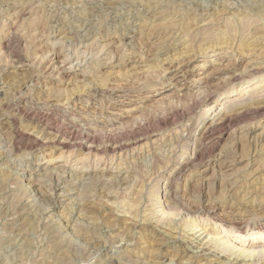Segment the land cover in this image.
<instances>
[{
    "label": "rangeland",
    "instance_id": "1",
    "mask_svg": "<svg viewBox=\"0 0 264 264\" xmlns=\"http://www.w3.org/2000/svg\"><path fill=\"white\" fill-rule=\"evenodd\" d=\"M263 35L264 0H0V264H264L239 241L264 240V114L237 115L264 96Z\"/></svg>",
    "mask_w": 264,
    "mask_h": 264
},
{
    "label": "bare ground",
    "instance_id": "2",
    "mask_svg": "<svg viewBox=\"0 0 264 264\" xmlns=\"http://www.w3.org/2000/svg\"><path fill=\"white\" fill-rule=\"evenodd\" d=\"M134 1V0H133ZM113 4V3H112ZM23 5V4H22ZM194 5V4H193ZM251 7V6H250ZM253 7V6H252ZM155 9V8H154ZM153 9V10H154ZM19 10V9H18ZM150 10V9H149ZM161 10V9H160ZM148 11V10H147ZM155 11V10H154ZM152 13V12H151ZM192 13V12H191ZM148 14V13H147ZM154 15V14H153ZM243 17H245V16H243ZM258 17V16H257ZM245 19H246V17H245ZM174 22V21H173ZM187 26V25H186ZM191 26V25H190ZM197 26V25H196ZM152 27V26H151ZM150 31V30H149ZM189 31V30H188ZM186 33V32H185ZM206 36V35H205ZM208 36V35H207ZM264 36V35H263ZM177 37V36H176ZM161 40V39H160ZM263 40V39H262ZM17 53V52H16ZM53 53V52H52ZM56 55V54H55ZM14 59V58H13ZM17 63V62H16ZM27 63V62H26ZM22 64V63H21ZM25 64V63H24ZM22 66V65H21ZM262 66V65H261ZM15 69V68H14ZM18 69V68H17ZM22 69H24V68H22ZM8 70V69H7ZM260 71V70H259ZM14 74V73H13ZM24 75V74H23ZM21 76V75H20ZM23 81V80H22ZM19 83V82H18ZM19 85V84H18ZM2 90V89H1ZM5 90V89H4ZM10 90V89H9ZM15 90V89H14ZM17 90V89H16ZM20 91V90H19ZM2 92H4V91H2ZM16 92V91H15ZM15 92H13V93H15ZM5 93V92H4ZM20 94V93H19ZM3 95V94H2ZM254 95V94H253ZM258 97V96H257ZM14 98V97H13ZM247 99V98H246ZM16 100V99H15ZM40 100V99H39ZM250 100V99H249ZM4 100H2V102H3ZM1 102V101H0ZM6 102V101H5ZM4 104V103H3ZM8 105V104H7ZM10 105V104H9ZM246 106H244V107H242V109L241 110H239L238 112H237V115H242V114H246L248 111H250V110H252V111H254L255 113H257V114H264V96L263 97H261V98H258V99H255V100H253L252 102H246V104H245ZM213 106V105H212ZM249 106V107H248ZM1 107V106H0ZM196 107V106H195ZM248 107V108H247ZM53 108V107H52ZM51 110V109H50ZM45 111V110H44ZM25 112V111H24ZM204 114V113H203ZM173 115V114H172ZM20 116V115H19ZM243 116V115H242ZM1 117V116H0ZM3 117V116H2ZM30 117V116H29ZM47 117V116H46ZM67 118V117H66ZM237 118V117H236ZM67 119H69V118H67ZM48 120H53V121H55L56 119L55 118H50V119H48ZM233 119H232V117L231 116H222L221 117V120H220V122L219 123H221L220 124V126L221 125H223V123H225V122H230V121H232ZM45 121V120H44ZM47 121V120H46ZM64 121V120H63ZM67 121V120H66ZM56 122V121H55ZM54 122V123H55ZM204 122V121H203ZM1 123V122H0ZM44 123H46V122H44ZM52 123V122H51ZM50 123V124H51ZM205 123H206V121H205ZM1 124H3V123H1ZM65 125H64V127L63 128H57V130H55L56 132L54 133L53 131H52V129H51V131H49L48 133H51L52 135L53 134H55L56 136H54V137H56L55 138V140H53L54 142H58V144H60V145H70V144H72V142H73V140L74 139H76V137H77V134H78V132L80 131L81 132V130H79V123L78 122H76L75 120H68V122H66V123H64ZM217 124V123H216ZM215 124V122H213L212 124H210V125H207V124H205V127H206V132L207 133H209V132H212L213 131V129H214V127H213V125H216ZM232 124V123H231ZM52 125V124H51ZM81 126V125H80ZM83 127H84V125H82ZM6 127V126H5ZM204 127V126H203ZM257 127V126H256ZM263 127V126H262ZM253 129H256L255 127H251V130H253ZM11 130V129H10ZM36 130V133H32L30 130H18L17 128L16 129H14L13 131H12V135H11V140H12V144H13V150H14V148H16V149H20L21 147H25L26 149H28V152L29 153H31L32 151L33 152H36V151H38V150H40V149H42L43 148V146H44V144H45V142H44V138H45V136L44 135H46V132H45V130L44 129H39V128H37V129H35ZM215 130V129H214ZM263 130V129H262ZM4 131V130H3ZM84 132H82V133H84V135L83 136H81V137H83V140L82 141H80V143L78 144V147L80 146L81 148H87V147H90V145L91 144H89V142H91V141H94L93 139H94V137L90 134V132L88 131V130H83ZM81 133V134H82ZM24 135H26V139H24V142H22V140L20 141L19 139L22 137V136H24ZM52 135H49V136H52ZM210 135V134H209ZM208 135V136H209ZM263 136H261L260 138H263L264 139V134H262ZM3 136H4V134H3ZM1 137V136H0ZM48 137V136H47ZM51 138V137H50ZM59 138V139H58ZM93 143V142H92ZM186 143V142H185ZM245 144V143H244ZM251 145V144H250ZM91 146H93V145H91ZM71 147V146H70ZM113 147H115V146H113ZM251 147H252V145H251ZM91 148V147H90ZM246 148H248V146L246 147ZM237 149V148H236ZM17 151V150H16ZM9 152V151H8ZM7 152V153H8ZM16 155V154H15ZM201 155L202 154H200L199 152L198 153H196V155L195 156H193V157H190V158H188V159H185L186 161L184 162V167H189V166H194V165H197V163H198V159L199 158H201ZM17 157V156H16ZM184 157V156H183ZM236 158V157H235ZM237 159V158H236ZM180 161V160H179ZM226 161V160H225ZM237 162V160H232L231 162H228L227 161V164L225 163V167L224 168H229V167H231V166H233L234 165V163H236ZM263 162V161H262ZM223 163V164H224ZM34 164V163H33ZM237 164V163H236ZM55 165V164H54ZM58 165V164H57ZM183 165V164H182ZM23 166V165H22ZM25 166V165H24ZM28 166V165H27ZM32 166V165H31ZM38 166V165H37ZM37 166H36V168H37ZM175 166V165H174ZM220 166V165H219ZM54 169H55V167H53ZM61 168V167H60ZM66 168V167H65ZM223 168V167H222ZM52 169V168H51ZM54 169L52 170V171H54ZM59 169V168H58ZM185 169V168H184ZM227 169H226V171H227ZM43 170V169H42ZM56 170V169H55ZM224 171H225V169H224ZM59 172V171H58ZM230 172V171H229ZM65 173V172H64ZM78 176V175H77ZM237 176V175H236ZM255 176V175H254ZM217 177V176H216ZM59 181V180H58ZM97 183V182H96ZM208 184V183H207ZM201 185V184H200ZM206 185V184H205ZM210 185V184H209ZM208 185V186H209ZM93 186V185H92ZM204 186V185H203ZM212 186V185H211ZM242 187V185L241 184H239L238 182H233L232 183V188H231V191L232 192H238L239 191V189ZM246 187V186H245ZM86 189V188H85ZM204 189V188H203ZM91 190V189H90ZM201 190V189H200ZM199 190V191H200ZM80 191V190H79ZM202 191V196H200L201 197V209L200 210H196V212H200L201 211V213H204V212H209V215H212L213 216V214L215 215V212L214 211H211L209 208H210V206H208L209 208H207V206H206V203H205V197H206V195H208L207 194V191H206V188H205V190H201ZM200 191V192H201ZM209 191V190H208ZM40 192V191H39ZM48 193V192H47ZM65 193V192H64ZM246 194L249 196L248 198H251L250 199V203H253V205H254V203H256L258 200H260L261 201V197H263L264 198V182L259 186V187H252L251 189H248L247 191H246ZM78 195V194H77ZM233 197H234V195H232ZM192 197V196H191ZM199 197V196H198ZM213 197V196H212ZM160 198V197H159ZM243 198V197H242ZM261 198V199H260ZM191 199V198H190ZM209 199V198H208ZM247 199V198H246ZM198 200V199H197ZM200 200V199H199ZM210 200V199H209ZM195 201V200H194ZM208 201V200H207ZM191 202V201H190ZM209 202V201H208ZM207 202V203H208ZM210 203V202H209ZM92 204V203H91ZM188 204V203H187ZM200 204V203H199ZM93 206L95 205V204H92ZM211 205H213V204H211ZM172 206V205H171ZM189 206V205H188ZM193 206H194V204H193ZM88 207V206H87ZM168 207H170V206H168ZM215 207H217V206H215L214 205V208ZM86 208V207H85ZM189 208H191V207H189ZM188 208V209H189ZM87 209V208H86ZM90 209V208H89ZM89 209H87V210H89ZM166 209V208H165ZM187 209V208H186ZM91 210H93V209H91ZM90 210V211H91ZM213 210V209H212ZM83 211V210H82ZM89 211V212H90ZM167 211V210H166ZM171 211V210H170ZM174 211V210H173ZM191 211V210H190ZM192 212V211H191ZM171 213V212H170ZM173 213V212H172ZM166 214H168V213H166ZM199 214V213H198ZM208 214V213H207ZM116 215V214H115ZM172 215V214H171ZM196 215V214H195ZM219 215V214H218ZM175 216V215H174ZM173 218V217H172ZM211 219H213V218H211ZM222 219V218H221ZM122 220V219H121ZM200 223V222H199ZM167 225V224H166ZM200 225V224H199ZM202 226V225H201ZM199 227V226H198ZM202 229L204 230H206L207 228H203L202 227ZM217 229V228H216ZM84 232V231H83ZM168 232V231H167ZM261 232H263L262 230L261 231H258V232H256V234L257 233H261ZM162 233V232H161ZM165 233V232H164ZM164 233H163V235H164ZM223 233V232H222ZM168 234V233H167ZM262 234V233H261ZM162 235V236H163ZM208 235V234H207ZM259 235V234H258ZM165 236V235H164ZM163 236V237H164ZM218 236V235H217ZM238 236V235H237ZM240 236V235H239ZM155 237H158V236H155ZM163 237H161V239L163 240ZM154 238V237H153ZM167 238V237H166ZM168 238H171V237H168ZM223 238H225V237H223ZM242 238V239H241ZM240 238V242H242V243H240V245H241V247L243 246V247H245L244 249L245 250H247V249H252L253 251H255L254 253H261V252H264V240H260L259 239V236H255V237H252V238H247V237H241ZM261 238V237H260ZM158 239V238H157ZM157 239H155L154 238V240H155V242L156 243H158L159 244V242H157L156 240ZM149 240V239H148ZM151 240V239H150ZM159 240V239H158ZM168 240V239H167ZM167 240H163V241H167ZM169 241V240H168ZM167 241V242H168ZM154 242V241H153ZM161 242V241H160ZM170 242H172V241H170ZM225 243H227V247H225V248H223V252H226V251H228V250H230V249H232V252H233V248H237L238 247V245H236L237 243H234L233 241H230V240H226V241H224ZM162 243V242H161ZM160 243V244H161ZM218 243V242H217ZM152 244V243H151ZM155 244V243H154ZM157 244V245H158ZM163 246V245H162ZM152 247V246H151ZM157 248V247H156ZM221 248V247H220ZM161 249V248H160ZM215 249V248H214ZM162 250V249H161ZM209 250V249H208ZM159 251V250H158ZM162 252V251H161ZM164 252V251H163ZM185 252V251H184ZM229 252V251H228ZM248 252V251H247ZM209 253V252H208ZM222 253V252H221ZM227 253V252H226ZM230 253V252H229ZM187 254V253H186ZM196 254V253H195ZM216 254V253H215ZM231 254V253H230ZM233 254V253H232ZM232 254H231V256H232ZM181 255V254H180ZM182 255H184V253L182 254ZM188 255V254H187ZM206 255H208L207 254V252H202L201 253V255H199V257H201V262L203 261H205V260H207L205 263H203V264H210L211 262H213V261H217L218 259H220L221 260V256L219 255V254H217L216 256H217V258L216 259H213V258H211V260H208V258H205L206 257ZM227 255H228V253H227ZM226 255V256H227ZM159 256H163L162 254L161 255H159ZM193 256H195V255H193ZM225 256V257H226ZM242 256V255H241ZM177 257V256H176ZM196 257V256H195ZM197 257H198V255H197ZM224 257V258H225ZM248 257V256H247ZM246 257V258H247ZM150 258V257H149ZM191 259H193L192 257H190ZM224 258H222L223 260H222V262H223V264H238L239 263V261L238 262H234V261H225L224 260ZM237 258H239V257H237ZM164 259V258H163ZM175 258H173L172 260H174ZM180 259V258H179ZM182 259V258H181ZM185 259V258H184ZM177 260V259H176ZM183 260V259H182ZM181 260V261H182ZM188 260V259H187ZM186 260V261H187ZM219 260V261H220ZM229 260V259H228ZM236 260H238V259H236ZM191 261V260H190ZM193 261V260H192ZM242 261V260H241ZM163 263V262H162ZM191 263V262H190ZM242 263V262H241ZM186 264V263H185ZM193 264V263H192ZM263 264V263H262Z\"/></svg>",
    "mask_w": 264,
    "mask_h": 264
}]
</instances>
